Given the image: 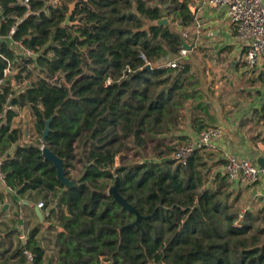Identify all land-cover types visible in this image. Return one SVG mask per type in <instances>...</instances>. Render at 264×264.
Returning <instances> with one entry per match:
<instances>
[{"label": "trees", "instance_id": "16d2710c", "mask_svg": "<svg viewBox=\"0 0 264 264\" xmlns=\"http://www.w3.org/2000/svg\"><path fill=\"white\" fill-rule=\"evenodd\" d=\"M47 1L29 0L26 15L18 0H0V79L6 69L16 71L1 86L0 111L29 108L36 135L13 126L17 113L7 111L0 125V158L14 195L28 203L42 194V211L48 210L43 221L58 224L54 264H264V205L240 214L234 207L240 194L228 202L233 191L226 178L216 175L210 183L199 151L185 165L161 158L167 154L160 151L165 120L172 123L174 111L192 112L185 103L196 95L188 64L157 68L181 50L179 28L171 24L191 25L188 0H61L44 13ZM75 1L70 21L78 24L64 26ZM162 18L170 25H154ZM16 41L39 52L37 59L18 56ZM140 53L152 67L143 65ZM127 68L131 72L122 78ZM54 74L68 86L43 79ZM49 118L45 146L64 160L65 175L70 179L75 163L82 164L75 187L58 182L53 164L42 157ZM128 144L150 149L156 159L115 166ZM115 176L119 194L140 216L137 225V215L106 192ZM12 202L17 209L27 207ZM19 221L17 211L10 225ZM42 225L31 227L24 242L18 230L6 227L0 264H26L24 250L34 254L33 264H47Z\"/></svg>", "mask_w": 264, "mask_h": 264}, {"label": "crops", "instance_id": "0c3cea01", "mask_svg": "<svg viewBox=\"0 0 264 264\" xmlns=\"http://www.w3.org/2000/svg\"><path fill=\"white\" fill-rule=\"evenodd\" d=\"M205 1L188 0L193 22L186 28L176 25L180 34L187 33L190 43L187 44L192 46L185 60V64H189L188 58L192 59L189 73L194 83L191 89L196 91V95L185 103L192 112L188 108L174 111L172 123L165 120L167 127L162 136L164 143L167 140L175 148L195 139L206 128L222 127L223 136L216 150L198 152L201 163L210 171L212 183L216 175L223 176L227 155L248 159L252 163L257 157H264V60L256 67L248 68L245 63L246 44L234 39V28L225 10L211 9ZM12 46L15 47L14 44ZM200 55L207 58L209 64L196 63L195 58ZM258 184L264 189V177L254 185L236 184L229 189L240 194L241 202L247 200L248 210L253 202L264 199V191L256 190ZM2 194L3 189H0V224L10 214L8 211L12 210L10 216L18 211L22 219L12 229L18 230L22 240L23 227L31 222L34 207L43 200L39 199L36 204L28 202L25 205L29 209L18 210L12 200L19 204L23 200L13 193ZM248 196L251 198L247 199ZM5 210L6 213L2 214ZM37 222L41 223L38 217ZM51 222L53 220L44 222V227L51 226ZM6 231L7 228L0 226V240Z\"/></svg>", "mask_w": 264, "mask_h": 264}, {"label": "built area", "instance_id": "2783aa9c", "mask_svg": "<svg viewBox=\"0 0 264 264\" xmlns=\"http://www.w3.org/2000/svg\"><path fill=\"white\" fill-rule=\"evenodd\" d=\"M61 0H48L42 9L44 13L48 12L49 8H55L60 5ZM206 5L211 9L219 10L224 9L227 19L233 25L234 39L246 44L245 50V63L248 68L256 67L261 60H264V0H206ZM18 4L27 8L28 15L30 13L29 0H18ZM37 14V13H34ZM25 15V16H26ZM24 18V17H23ZM21 19H17V22H21ZM15 27H12L8 33L7 39L10 40L13 35ZM182 39L186 42L188 38L187 33L181 34ZM15 45L18 56L23 57L25 60L35 61L39 56V52H34L23 46L21 41L12 42ZM188 54V50L181 48L179 53L172 59L161 63L157 68L165 69H178L185 66V60ZM139 58L146 67H152L151 62L147 60L143 53H140ZM32 66H28L31 69ZM130 69L127 68L123 73L122 78L126 77L127 73H130ZM11 74L9 69L3 72V77L0 79V90L4 83L5 78ZM43 78V77H42ZM48 84L56 85L58 87L68 86L61 75L54 74L50 78H43ZM112 80L108 78L107 84H110ZM17 107L7 106L0 111V125L5 123L6 114L9 110L17 111ZM223 136L222 127H210L202 130L198 136L184 144L178 145L174 148L172 153V159L176 164L185 165L189 158L197 151L202 150H216L218 142ZM226 163L223 166V176L229 186L236 184H244L251 186L256 184L262 177H264V170H261L256 164L252 163L248 159L238 158L235 156H226ZM3 158H0V189H4L6 193H13L14 191L9 188L5 182V175L2 171ZM38 209L41 211L42 216H48V210L44 212L43 202L37 204ZM242 218V215L239 217ZM22 241L26 238L21 237ZM26 264H33L35 256L28 250L23 251Z\"/></svg>", "mask_w": 264, "mask_h": 264}, {"label": "rangeland", "instance_id": "374dc122", "mask_svg": "<svg viewBox=\"0 0 264 264\" xmlns=\"http://www.w3.org/2000/svg\"><path fill=\"white\" fill-rule=\"evenodd\" d=\"M171 27L175 28L177 26L174 25V24H171ZM179 32H180V30H179ZM187 39H186V43L190 44L189 40H187ZM188 57H189V55H188ZM188 59H189V64L188 65L191 67L192 66V59L190 57ZM195 60H196V63L201 64V65L202 64H205V65L209 64L208 61H207V58L203 57L202 55H200V57H196ZM15 72L16 71H13L10 74V76L13 75ZM15 112L17 113V116L15 117V119L13 121V126H17V127L21 128L23 130V132H25V133L27 131H29L31 138H33V136L36 137V135L33 132L34 131L33 130L34 118H33V114L31 112V110L29 108H18L17 111H15ZM166 141L163 144V146L160 149V151L161 152H167V154L166 153L163 154L161 158L168 157L169 159H172V153L174 151L173 150L174 146H173L172 143H168ZM120 151L121 152L115 158V166H119V165H122V164H128V163H131V162L145 163V162H148L149 160H151V158H155L156 159V156L153 155V153H152V151L150 149L146 148L144 151H142V150L139 151L138 149H133L131 144L125 145L124 147H122L120 149ZM76 152H78V150H76ZM157 160H159V158H157ZM176 166L177 165L174 164L173 167H176ZM82 170H83L82 164L79 163V162H76L75 163V168L70 170V180H72L75 183H77V181H78V179H79V177H80V175L82 173ZM209 175H208V178H209ZM115 181H116V176L114 177L113 180H110V181L107 182V187H106L107 194H108L110 188H112L115 185ZM256 190L264 191V189L261 187V184L260 185L259 184L256 185ZM3 194L4 195L6 194L4 192V189H3ZM236 194L237 193L235 192V193H233V195H231V198L228 201L229 203H230V201L233 200L232 197H234ZM40 198H42V194L37 193L35 198H34V201L32 203L36 204L37 200L40 199ZM249 198H251V197L248 196L247 199H249ZM21 203H23L24 205L25 204L28 205V203L25 200H23V202H21ZM234 205H235L234 206L235 209L238 210V212H240V214H244V212L247 210L246 209L247 200L243 203V200L241 202V198H240L239 201L236 202V204H234ZM263 205H264V199L261 198L258 201L253 202L251 204L250 208H251V210L256 211V210H259ZM27 208L29 209V207H25V209H27ZM20 209H21V207L18 208V210H20ZM11 212H12V210L8 211V213H10V214H11ZM10 214L7 215V218L5 219V221L3 223L0 224V226H2L4 228L10 226L12 228V225H10V224H11V221L13 220V216L12 215L10 216ZM20 219H22V218H20ZM35 223H38L37 222V216L35 214H33L31 222L27 223L28 226H24L23 227L24 231H23L21 237L24 236L25 238H27L29 230H26V229H30L33 226H29V225H32V224L34 225ZM51 223H52L51 226H46V227H44L45 226V223H44L42 225V227H41V230H40V239L42 241L41 242V246L42 245L44 246V247L42 246V248L45 250V263H47V264H54L53 259H55L54 237H55V234H56V228H57L58 224L56 223V221L54 219H53V222H51ZM223 228H225L224 224H223ZM44 232H45V235L43 234ZM13 240L16 243V237Z\"/></svg>", "mask_w": 264, "mask_h": 264}, {"label": "water", "instance_id": "95a60500", "mask_svg": "<svg viewBox=\"0 0 264 264\" xmlns=\"http://www.w3.org/2000/svg\"><path fill=\"white\" fill-rule=\"evenodd\" d=\"M75 4H76V1L69 5L68 12L66 14L65 21H64V26H72V25L77 24L76 22L70 21L72 12H73L74 7H75ZM169 24H170V21L168 18H162V19H159V20L154 22V25L164 26V27L168 26ZM181 48L186 49V50H191L192 46L188 45L184 40H182V47ZM51 121H52V118L45 120V126H44V130L42 132V137H41V143L43 144V146L41 148L42 157L45 161H50L53 164L54 168L56 169V178H57L58 182H60L65 188L75 187V186H77V183L70 180L65 175V171H64V167H63L64 166V160L59 158L51 150H49V148H47L45 146L46 137L50 131ZM254 164H256L261 170H264V157L263 156L257 157L254 160ZM118 186H119V179L117 178L115 181V185L112 188H110L108 194L110 196H112L114 201L119 206H121L124 210H127V211L137 215V219L134 223L135 225H137L140 216L138 215L135 208L131 204H129V202L119 194ZM34 212H35L36 216L39 218L40 222L42 223L43 216H42V213L38 209L37 206L34 207Z\"/></svg>", "mask_w": 264, "mask_h": 264}]
</instances>
